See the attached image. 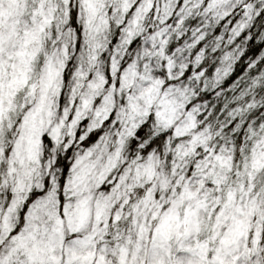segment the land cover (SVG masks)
<instances>
[{
    "label": "snow or ice",
    "instance_id": "snow-or-ice-1",
    "mask_svg": "<svg viewBox=\"0 0 264 264\" xmlns=\"http://www.w3.org/2000/svg\"><path fill=\"white\" fill-rule=\"evenodd\" d=\"M0 264H264V0H0Z\"/></svg>",
    "mask_w": 264,
    "mask_h": 264
}]
</instances>
